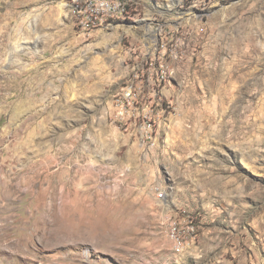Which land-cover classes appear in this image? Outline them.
I'll use <instances>...</instances> for the list:
<instances>
[{"label":"rangeland","instance_id":"374dc122","mask_svg":"<svg viewBox=\"0 0 264 264\" xmlns=\"http://www.w3.org/2000/svg\"><path fill=\"white\" fill-rule=\"evenodd\" d=\"M120 1L0 0V264H264V0Z\"/></svg>","mask_w":264,"mask_h":264},{"label":"built area","instance_id":"2783aa9c","mask_svg":"<svg viewBox=\"0 0 264 264\" xmlns=\"http://www.w3.org/2000/svg\"><path fill=\"white\" fill-rule=\"evenodd\" d=\"M66 3L75 25L81 31H92L93 28L101 27L104 19L126 14V4L120 0H66ZM136 103V97L132 94L131 89H126L117 99L116 108L118 111L126 108L133 109ZM156 198L163 200L164 194L158 190ZM194 233L193 227L183 236L172 228L170 229L169 237L173 242L176 254L184 251L185 245L189 239L194 237Z\"/></svg>","mask_w":264,"mask_h":264},{"label":"bare ground","instance_id":"6f19581e","mask_svg":"<svg viewBox=\"0 0 264 264\" xmlns=\"http://www.w3.org/2000/svg\"><path fill=\"white\" fill-rule=\"evenodd\" d=\"M15 81H16V80H15ZM15 81H14V79H13L12 83L15 82ZM12 83H11V84H12ZM14 84H15V83H14ZM14 88H15V87H14ZM12 89H13V88H12ZM25 182H26V181H25Z\"/></svg>","mask_w":264,"mask_h":264}]
</instances>
